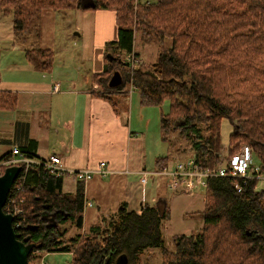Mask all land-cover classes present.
I'll return each instance as SVG.
<instances>
[{"label": "trees", "instance_id": "trees-1", "mask_svg": "<svg viewBox=\"0 0 264 264\" xmlns=\"http://www.w3.org/2000/svg\"><path fill=\"white\" fill-rule=\"evenodd\" d=\"M82 9L114 13L116 39L104 47V69L94 81H108L118 70L123 83L111 89L107 82L97 96L118 111L112 95H125L129 85L144 107L167 106L160 111L163 139L176 134L189 144L192 160L214 170L219 161L220 122L232 126L225 161L243 145L250 148L264 171V0H82ZM73 0H0V11L12 19L16 38H26L45 10L67 11ZM156 44L153 63L140 59L135 43ZM35 69L47 72L53 52L31 48L24 52ZM137 63L131 68L126 57ZM13 94L0 91V110H12ZM30 163L16 164L19 174L3 207L13 216L17 240L28 248V263L46 253H71L70 264H141L147 249H156L160 264H264V187L255 180L239 183L206 179L204 209L194 213L202 227L168 242L163 223L169 218L165 194L140 212L122 203L82 231L84 188L76 195L63 190L64 177L55 176L36 160V145L19 150ZM11 154L0 159L8 160ZM189 160V159H188ZM168 157H158L155 168H167ZM0 167V175L7 167ZM76 234L67 237L70 228Z\"/></svg>", "mask_w": 264, "mask_h": 264}, {"label": "crops", "instance_id": "crops-1", "mask_svg": "<svg viewBox=\"0 0 264 264\" xmlns=\"http://www.w3.org/2000/svg\"><path fill=\"white\" fill-rule=\"evenodd\" d=\"M86 10L78 8L70 15L52 10L41 12L27 40L21 38L24 47L18 49V55L6 58L7 66L4 72H0V91L9 92L16 98L12 110H0V159L10 154L12 147V150H20L32 141L36 145V160L48 161L58 156L64 171L95 170L100 162L106 164L109 173L105 177L93 176L80 182L68 173L63 175V190L67 187L65 192L71 193V189L82 184L84 201L90 203V206H84L83 232L102 217L115 213L122 203L138 214L142 206L152 205L159 193L164 194L163 188L168 189L165 176L152 175L157 170L145 155L144 139L135 129L132 113L126 116L119 110L115 112L109 101L96 94L103 90L105 82L108 85V81L101 80L100 84L93 80L105 65V60L100 57L101 50L92 56L74 59L69 55L72 48L76 47L74 51H78L84 46L75 42L71 45L61 43L58 50L64 57L55 59L57 22L60 19L67 26L73 25L71 30L80 32L79 20ZM97 15L102 20L100 23L108 25L103 41L105 47L106 43L116 39L114 13L99 10ZM11 35L12 26L6 39ZM31 35L32 38H28ZM31 48L53 52L49 71L41 72L26 61L24 52ZM83 61H87L84 63L86 69L82 66ZM54 84L58 85V90L53 92ZM133 90L130 89V95ZM167 168L171 167L167 164ZM142 172L148 173L144 187L140 183ZM157 177L164 180H155ZM149 181L151 187L148 188ZM196 204L199 207L195 213L202 212L204 195L203 203L197 201ZM194 218L193 230L198 231L202 221L196 216ZM187 232L183 235H189ZM53 256L65 258L71 253H46L39 261L46 264L47 258Z\"/></svg>", "mask_w": 264, "mask_h": 264}, {"label": "rangeland", "instance_id": "rangeland-1", "mask_svg": "<svg viewBox=\"0 0 264 264\" xmlns=\"http://www.w3.org/2000/svg\"><path fill=\"white\" fill-rule=\"evenodd\" d=\"M74 7L72 11L66 12V15L73 14L76 10L81 9L80 4L83 5L82 0H73ZM56 12V11H55ZM99 10H86L85 13H82L79 24H81V31L73 29V25H66L63 21L59 19L56 25V37L55 41H58L55 44V59L61 60L64 57V54L60 48L61 43L63 45L70 44L75 42L81 47L78 51H74L76 47L72 48L70 57L77 59L79 56H92L97 53V50H101L100 57L104 60L108 59L102 54L104 52V40L108 25L100 23L102 20L98 17L97 13ZM4 17H3V16ZM38 19L35 21V26ZM12 26V19L9 14L4 15L0 12V72H4L3 69L6 65V58L13 55H18V49L23 48V42H20V38H16L14 35L10 36V39H6V36L10 34V28ZM35 28V27H34ZM77 32V34L75 33ZM75 33V34H74ZM31 35L28 38H32ZM11 40V42H10ZM27 40V38H26ZM137 39L135 43V50L140 54V59L148 63H153L156 60L157 45L149 44L143 45V43L138 42ZM13 42V44H11ZM19 47V48H18ZM57 51V52H56ZM74 51V52H73ZM87 61L82 62V66L86 69L84 65ZM7 66V65H6ZM104 69V66L103 68ZM118 71V70H114ZM113 71V72H114ZM84 72V71H83ZM112 72V73H113ZM119 72V71H118ZM101 84V79L98 80ZM89 82V81H87ZM125 95H112V99L116 104L118 110L121 114H127L130 112L133 115V124L135 125L136 131L140 134L142 139H144V150L145 155L148 157V161L155 164V161L158 157H168V166L173 167L177 162H183L193 157V151L191 150L189 144L185 141H182L176 134H172L169 138L163 139V136L160 131V111L166 112L167 106L164 104L161 108L159 107H144L139 104V97L137 91L134 89L129 94L130 86H125ZM233 126L228 120H222L220 122V143L221 151L219 156V161L217 165L225 167V157L226 151L228 148V139L229 135L232 133ZM13 148V147H12ZM10 149V154L12 152ZM3 156H1L2 158ZM252 163L254 166H258V159L255 155H252ZM155 166H153L154 168ZM164 180L162 177H157L155 180ZM258 187H264V183L258 182ZM151 187V182L149 181L148 188ZM66 191L67 187L64 188ZM164 189V194L168 200L169 206V218L163 223V235L164 238L169 242L170 238L174 234H185V231H188L186 234H191L196 232L193 230V224L195 222L194 214L198 211L199 205L196 204L197 201L200 204L203 203L204 189L200 186H196L193 190L192 195L180 192L174 193ZM64 190V191H65ZM71 195H76V188L71 189ZM188 229V230H187ZM76 229L73 227L69 229L67 237H72L76 234ZM54 254V253H49ZM71 256L61 258V257H49L46 264H70ZM34 264H42L38 259L34 261ZM141 264H160V255L156 249H147L141 257Z\"/></svg>", "mask_w": 264, "mask_h": 264}, {"label": "built area", "instance_id": "built-area-1", "mask_svg": "<svg viewBox=\"0 0 264 264\" xmlns=\"http://www.w3.org/2000/svg\"><path fill=\"white\" fill-rule=\"evenodd\" d=\"M149 3L150 0H140ZM137 0H133V4H136ZM126 62L133 68L135 67L137 60L129 55L126 57ZM97 87L94 86V89ZM130 89H133L130 87ZM58 90V85H53V92ZM30 160L25 158L23 154L14 148L11 152V157L0 163V167L14 164H29ZM225 167L221 166V162L216 166L214 170H205L200 168L194 160L189 159L183 162H177L171 168H164L160 171L152 173L155 176H165L168 189L174 193L185 192L188 194L193 193L196 186H200L203 189L206 187V179L212 177L225 178L233 181L232 186L237 192H241L242 186L239 183L240 180L245 183L247 180H255L256 182L264 183V171H261L259 166H254L252 163V153L248 146L243 145L239 148L238 152L233 154L228 160L225 161ZM44 169L48 170L55 176H63L68 173L70 176H74L80 182L91 179L93 176L105 177L109 171L106 169V164L100 162L95 170H79V171H64L60 166V158L53 156L48 161L41 162ZM1 169V168H0ZM148 173L142 172L140 177V183L144 187L147 182ZM7 201V200H6ZM90 206V203H84V206ZM10 214V213H9Z\"/></svg>", "mask_w": 264, "mask_h": 264}, {"label": "water", "instance_id": "water-1", "mask_svg": "<svg viewBox=\"0 0 264 264\" xmlns=\"http://www.w3.org/2000/svg\"><path fill=\"white\" fill-rule=\"evenodd\" d=\"M123 79L118 71H114L108 79V87L118 88ZM18 166L7 167L0 175V264H29L28 248L17 240L12 226L13 216L3 211L8 194L19 174Z\"/></svg>", "mask_w": 264, "mask_h": 264}, {"label": "bare ground", "instance_id": "bare-ground-1", "mask_svg": "<svg viewBox=\"0 0 264 264\" xmlns=\"http://www.w3.org/2000/svg\"><path fill=\"white\" fill-rule=\"evenodd\" d=\"M261 169V168H260Z\"/></svg>", "mask_w": 264, "mask_h": 264}]
</instances>
